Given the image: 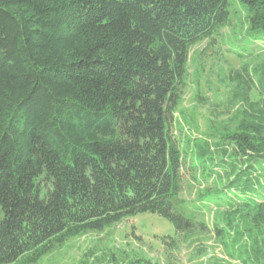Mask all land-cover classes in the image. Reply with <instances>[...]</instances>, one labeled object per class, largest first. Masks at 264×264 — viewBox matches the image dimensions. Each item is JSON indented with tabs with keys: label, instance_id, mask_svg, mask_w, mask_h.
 <instances>
[{
	"label": "trees",
	"instance_id": "trees-1",
	"mask_svg": "<svg viewBox=\"0 0 264 264\" xmlns=\"http://www.w3.org/2000/svg\"><path fill=\"white\" fill-rule=\"evenodd\" d=\"M237 4L0 0V264H37L137 214L188 235L203 224L178 198L196 172L212 180L197 200L227 207L242 262L264 264V52L229 68L213 100L196 96L205 140L182 147L174 130L192 46L236 17L264 44V0Z\"/></svg>",
	"mask_w": 264,
	"mask_h": 264
},
{
	"label": "rangeland",
	"instance_id": "rangeland-1",
	"mask_svg": "<svg viewBox=\"0 0 264 264\" xmlns=\"http://www.w3.org/2000/svg\"><path fill=\"white\" fill-rule=\"evenodd\" d=\"M231 2L238 7L237 0ZM238 14L244 17L241 8ZM234 23L236 27L222 29L213 40L197 43L188 51L186 86L177 106L174 128L182 147L193 139L205 140L210 133L206 109L196 102V96L213 100L215 91L224 92L218 79L229 68L254 66L264 52L262 41L244 35V22L240 24L236 17ZM246 50L253 51L252 55L248 56ZM221 123L233 129L238 119L225 118ZM184 176V189L178 198L182 202L177 210L192 213L203 227L175 236L166 219L156 214H137L101 232H88L55 245L37 264H245L241 258L243 248L232 241L231 230L223 220L227 207L197 200L198 192L209 188L212 180H202L198 172L195 177L199 183L192 175ZM216 225L221 236L215 231Z\"/></svg>",
	"mask_w": 264,
	"mask_h": 264
}]
</instances>
